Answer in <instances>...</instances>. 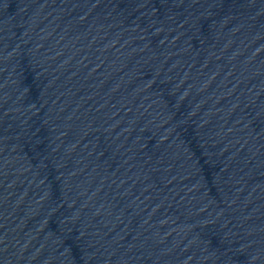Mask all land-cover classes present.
<instances>
[{
    "label": "water",
    "instance_id": "1",
    "mask_svg": "<svg viewBox=\"0 0 264 264\" xmlns=\"http://www.w3.org/2000/svg\"><path fill=\"white\" fill-rule=\"evenodd\" d=\"M0 264H264V0H0Z\"/></svg>",
    "mask_w": 264,
    "mask_h": 264
}]
</instances>
